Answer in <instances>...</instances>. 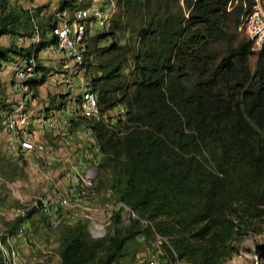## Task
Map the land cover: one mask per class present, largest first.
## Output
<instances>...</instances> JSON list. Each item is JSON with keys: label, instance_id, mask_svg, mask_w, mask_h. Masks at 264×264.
Masks as SVG:
<instances>
[{"label": "trees", "instance_id": "trees-1", "mask_svg": "<svg viewBox=\"0 0 264 264\" xmlns=\"http://www.w3.org/2000/svg\"><path fill=\"white\" fill-rule=\"evenodd\" d=\"M8 1L0 0V38H33L29 10L8 9ZM185 1L188 13L179 20L161 12L163 0H126L112 15L110 31L90 36L88 25V69L94 54L106 56L99 74L90 78L92 91L105 113L121 104L126 110L116 123L108 116L97 122L80 115L72 118V125L92 130V140L103 150L100 174L109 168L118 199L151 224L119 214L109 237L100 240L90 237L86 223L69 225L59 264H119L126 243L142 232L153 235V229L169 238L174 261L177 254L193 264H223L244 230L264 220V39L255 51V39L237 43L235 33L258 1ZM77 2L63 5L73 13ZM132 2L144 4L150 20L138 30L140 47L129 57L118 31L123 28L122 7ZM41 11V41L31 46L0 43V65L14 57L30 58L57 41V20L41 17ZM24 18L31 29L20 32L27 27ZM109 37V45L98 46ZM221 41L228 47L219 59L211 48ZM252 55H257L254 72ZM131 58L132 79L127 80L123 71ZM38 69H44L40 62ZM47 78L44 73L40 80H29L31 88L36 92L34 87ZM97 189L87 193L88 201L100 194H94ZM39 210L35 206L11 221L9 230L14 232ZM124 220L132 222L126 225ZM259 252L264 256V245Z\"/></svg>", "mask_w": 264, "mask_h": 264}, {"label": "rangeland", "instance_id": "rangeland-1", "mask_svg": "<svg viewBox=\"0 0 264 264\" xmlns=\"http://www.w3.org/2000/svg\"><path fill=\"white\" fill-rule=\"evenodd\" d=\"M90 1L91 0H82V3L88 4ZM125 1L126 0H122L121 5L119 4V0H102L101 2L104 3V8L114 9L113 14H115L119 12L121 6L125 5ZM257 1H258V5L255 8V10L259 8L264 17V0H257ZM32 2L36 3L37 5L36 7L38 10H40L39 7H44L42 8L43 11L46 7V6H42L41 2H36V0H30V1L9 0L7 4V8L8 9L17 8L18 10L21 11L27 10L29 8V5L32 4ZM235 3H238V1ZM45 5H51V3ZM143 5L144 4L132 2V4L129 7L127 6L125 8L122 7L123 10L121 11L120 18L123 28L121 31H118V35H119L118 40L122 44L127 45V47L129 48L130 50L129 57H131L132 53L136 51L138 47H140L138 30L143 25H147V22L150 20V16L148 15V12ZM65 7L71 8L70 6H65ZM81 7L85 9L86 5L84 6L82 5ZM187 8H188L187 2L185 0H163V7L161 12L165 13V16L167 12L171 13L174 15V17H176L177 20H179V18H181L183 15H187L188 13ZM232 8L233 6L229 4V11L232 10ZM53 9L54 8H52V10ZM252 17L253 14H251L248 18L241 19V22H239V25H237V29L235 30V33H237L236 42L238 43L244 38L246 39L253 38L255 39L254 47H258L259 50L262 41L264 39V33L263 36H254V33L252 32V29L250 27L252 25ZM112 23H113V19H111V22L107 26H100L99 24H95L94 26L91 27L88 26L89 32L88 31L87 32L90 36H95L98 33L110 31L112 28L111 27ZM26 24H27L26 27L27 29L23 27L20 32H24L27 31L28 29L29 30L31 29V26L27 21ZM57 34L60 35L59 27L57 30ZM15 39H16V43L20 45L24 44L26 40L35 44L32 41V38L26 39L22 37V34L18 35L15 38L13 36L2 37L0 38V43L5 46H10L13 43H15ZM111 42H112V38L109 37L105 40L100 41L98 43V46L100 47L104 45H109ZM227 47H228V42L221 41L212 44L211 49L217 53V56L220 59L226 53ZM92 48L93 45L91 44L90 49ZM43 49L44 48H42V50ZM105 60H106V56L100 58L96 54H94V57L92 58V63L90 65L89 75L87 76V79L89 81L91 77L99 74L98 71L100 70L99 65L101 63H104ZM12 63L13 60H5L2 61L0 65V209L5 212H12V210L15 208L13 214L14 220L22 217L26 212H28L30 209L34 208L35 206H39L40 210L39 212L35 213L31 219L29 218L28 220L21 222V224L14 232L10 231L7 228L0 227V229L6 232L8 231L12 234H17L18 232L22 233V231L26 229L27 231L26 234L21 235L20 238H18L17 242L15 240V246L19 249L20 255L23 258L28 259L29 264H41L42 262H43L42 264H59L60 251L62 248V235L65 228L69 225L78 224L79 222L82 221H78V222L63 221L62 225L60 224L58 227H54L52 226L49 218H47L44 215L43 211H41V204L40 202H38V200L40 198L54 194L55 191H57L56 188H59L61 191L65 190V193L68 192L67 190L70 187L69 185L65 184L63 181L64 174L67 171L65 169V164L63 162H60L59 160L64 157H71L74 159L81 158L80 156L82 151L79 145L81 146L82 144L85 145L88 142H91L92 137L90 139L85 138V133L88 127L84 126L83 124L81 126L82 129H79L78 127H76V125L73 124L69 127L68 129L69 131L67 130L70 136L72 137L71 139H73L72 142L71 139L69 140V138L64 135L65 134L64 129H60V134L57 133L54 134L53 132L51 134L49 131L46 132V130L48 129V128L46 129L47 127L46 125L40 128L43 129L44 131L42 132V134H39L38 138L36 139H38L40 144H43L46 147H48L49 150H51L55 154V157L57 159L54 160V163L52 165H46V166L44 165L46 168L42 173L41 172L39 173V171H37L34 168V166H32V162H33L32 159L31 160L28 159L29 160L28 161L26 157L18 156L15 155L14 153L9 152L7 148H5L4 146L6 141L5 138L6 135L4 134L3 131L4 129L3 115L5 116L4 113L5 111L7 113L8 111H11L12 109L15 108L14 107L11 110H8L10 107H8L9 105H7L8 99L13 98L14 95L16 94L14 90V81L17 79V75L15 72L16 69L12 65ZM40 64L44 67V69H40L42 72V74L40 73L41 77L44 73H46L48 77L49 72L53 70L54 67L57 65L55 62L46 58L45 59L42 58ZM130 65L131 66L127 70L123 71L124 73L123 75L124 77L127 78V80L132 79V71L134 67V61L132 58L130 59ZM256 65H257V55H252L250 57V67L253 72L256 69ZM41 77L38 78V80H40ZM78 85L79 84H77V87ZM34 88L37 92V98L39 99V101H43V102L50 101L51 103L49 104L50 105L49 107H51V105L52 107L55 106V103H57V99L60 94L59 95L55 94L56 96H54V93L57 92L58 89L54 88L53 85L50 84V77H48V80L47 82H45V84L40 85L38 88L36 87ZM120 95L121 94H119V96ZM79 103L82 102L79 101L78 104H75L72 111L74 110L75 113L74 111L73 113L77 116L82 115L83 117H85L82 111V107H80ZM124 109L126 110L123 104L118 105L116 108L107 110L106 113L104 112V117L107 118L108 116L111 118V123H116L119 117L125 113ZM39 111L44 113V110H39ZM47 112H50V110H47ZM63 113H65V111ZM72 133L79 135L78 138L80 141L75 140L74 135ZM81 135H83L84 137V142L83 139L81 138ZM68 143L71 144L69 145ZM61 145L65 146L67 150L60 151ZM73 148L76 149L73 150ZM101 162H99V164L96 166L97 169L98 168L100 169ZM99 169H98V177H100V179H99L98 189L94 191V194L100 192V194L97 196L99 197V200L96 201L93 200L90 203L93 205L94 215L102 219L103 209L108 205H110L112 203L111 201L113 200L123 201V200L118 199L117 192L115 191V188L112 185V172L110 171V169L105 168L101 170L102 171L101 174ZM47 171L50 172L49 176H47L46 174ZM33 172L41 176L43 180L42 181L38 180L37 177L31 174ZM67 211L71 212L69 210ZM137 214L141 217L139 213ZM141 218L143 220L149 221L143 217ZM4 221L6 220L2 219L3 226L5 225L7 226L8 224L5 223ZM131 222H132L131 220L123 221V223L126 225L130 224ZM114 223H116V219ZM141 224H143L144 226L150 225L149 223H143V222H141ZM23 227L24 229H22ZM112 230L113 229H109L108 235L111 233ZM153 230L155 231L153 235H149L142 232L138 234L134 239L129 240L125 245L122 256L118 260L119 264H152L154 261H157L158 264H193L185 259H180L177 256V254H176V260L174 261L170 257V253L168 252V248L174 251V248L169 238L160 235L155 229ZM244 231H246L245 234H243L239 239L233 242L235 252L233 253L232 257L226 260L223 264H264V256H262L261 253L259 252V246L264 245V220L253 221L250 227ZM27 240L30 242L28 243ZM19 242L20 244H18ZM0 255L2 256V253H0ZM2 259L4 260L3 256Z\"/></svg>", "mask_w": 264, "mask_h": 264}, {"label": "bare ground", "instance_id": "bare-ground-1", "mask_svg": "<svg viewBox=\"0 0 264 264\" xmlns=\"http://www.w3.org/2000/svg\"><path fill=\"white\" fill-rule=\"evenodd\" d=\"M72 1L73 0H71V2ZM90 4L89 8L87 6L88 9H81L78 7L76 9L74 7L76 10L73 13L72 9L67 8L64 5L56 8L52 12V16L57 20L58 27L60 29V36L55 43L44 48L43 52L48 56L52 53L54 57L62 55L63 58H65V68H67L68 71L58 74L55 80L59 81V76H63L65 74V81H73L75 85V92H73L74 98H71L72 100L71 102L69 101V104H67L68 106L66 107V110L70 112L71 103H73V109L75 104H78V102L81 101L84 103L85 110H91L90 117L98 122L105 119L104 110H102L98 101V96L92 91L91 83L87 79L89 69L87 65L88 61L85 56V51H87L88 45V25L95 22V20L90 17V11L95 10L96 1ZM28 10L34 30L32 41L34 43H39L41 41V30L38 24V9L35 5L31 4L29 5ZM62 22H64V27L66 29H63ZM76 26L80 27V34L79 31H77ZM65 40H69L70 44H66V46H64L63 43ZM15 66L18 68L17 79L15 80V87L17 90L15 91H18L20 94V99L19 101H16L18 103L14 109L8 111L7 113L5 112L4 120L7 138L6 148L9 152L14 153L15 155L26 157L27 160L32 159V166H34L39 173H42L44 172L46 165H52L54 160H57L55 154L49 150L48 147L40 144L36 137H28L29 146L24 145L23 127H27L28 121L34 118V120H36V126L38 128H42L46 125V123L52 122V115H54L59 123L60 129H64V135L70 140L72 137L70 136L68 129L72 125V118H76L77 115L74 114V110V113L72 111V116L58 114L57 112L59 111L53 112L49 116L45 115V113L41 111L34 114V110L32 111L30 104L35 100L36 92L31 88L29 80L33 79L39 71V57L33 54L30 58H21L17 61ZM23 72H30V74L22 81L21 73ZM77 84H79L78 87ZM21 108L23 113H21ZM7 133L10 137H7ZM91 137L92 130L88 128L85 133V138L90 139ZM72 140L73 139H71V142ZM92 141L85 145H79L82 151L80 156L81 158L74 159L71 157H64L59 160L65 164L67 172L64 174V177H62L64 183L69 185L70 188H68V192L66 193L65 190L61 191L59 188H56L57 191H55V193L53 192L54 194L38 200L42 206L44 215L49 218L52 226L54 227H58L60 224L62 225L63 221H82L83 223H86L88 232L91 235L90 237L95 240L107 237L109 229H113L115 219L119 214L124 218L127 217L129 219L139 220L140 222L151 224V222L143 220L137 214L135 209L125 201H111L112 203L103 209L102 219L94 215L93 205L87 200V193L96 188L99 184V168L97 169L96 166L102 160L103 150L98 143ZM13 142L15 143V147H13ZM68 144L70 145L71 143ZM75 149L76 148H73V150ZM46 174L49 176L50 172L47 171ZM96 200H99V197H94V201ZM67 210L71 212H68ZM22 229H24V227ZM26 232V229H24L22 233L18 232L17 234H12L8 231L6 232L0 229V253H2V256L4 257L5 261H3L5 264H29L28 259L23 258L20 255L19 249L15 246V240L17 242L18 238H20L21 235L26 234ZM29 242L30 241H28V243ZM18 244H20V242ZM152 264L158 263L157 261H154Z\"/></svg>", "mask_w": 264, "mask_h": 264}, {"label": "crops", "instance_id": "crops-1", "mask_svg": "<svg viewBox=\"0 0 264 264\" xmlns=\"http://www.w3.org/2000/svg\"><path fill=\"white\" fill-rule=\"evenodd\" d=\"M95 0H91L88 4H83L82 3V0H78V2H77V5H78V8H81V9H84V8H82L81 6L83 5H86V8L85 9H88L89 8V6L91 5L90 3H93ZM102 1V0H101ZM36 2H41L42 3V6H46L45 7V9H46V14H45V12H44V10L43 11H41V17H43V18H45V17H50V16H52V11L53 10H55L56 8H58V7H61V6H63V4L66 2V0H36ZM48 3H51V5H45V4H48ZM32 4L33 5H35V6H37L36 5V3L34 2H32ZM39 6V5H38ZM87 6H88V8H87ZM44 8V7H43ZM52 8H54L53 10H52ZM40 10H42V9H40ZM40 17V18H41ZM96 23L94 22L91 26H94ZM90 26V27H91ZM17 37V36H16ZM15 41H16V39H15ZM25 45H27V46H31V45H35V44H33L32 42H30V41H28V40H26L25 41V43H24ZM37 48V46H34V50ZM37 53H39V56H38V54ZM36 53V56L37 57H39V60H40V63H41V61H42V58H46V59H49V60H51V61H53V62H55V57H53V56H48V55H46L44 52H43V50L41 49V50H39L38 52ZM53 57V58H52ZM59 58V59H58ZM62 58V59H61ZM19 59H21V57H14V59H12L13 60V66L15 67V69L17 68L16 66H15V64L17 63V61H19ZM64 60V61H63ZM15 61V62H14ZM56 66H55V68L53 69V70H51L50 72H49V76L48 77H50V84L51 85H53L54 84V88H57L58 90H57V92H55L54 93V95L55 94H60L59 96H58V99H57V103H55V106H53L52 107V105H51V107H49L50 105V101H47V102H43V101H39V99L37 98V95H36V98H35V100L34 101H32V103L30 104V107H31V109H32V111L34 110V108H36L35 109V113H34V111H33V113L34 114H36L39 110H44V113L47 115V116H49V115H51V113L53 112V111H59V112H57L58 114H62V115H68V113H69V111L68 110H66V107L68 106L67 104H69L70 102H71V100L74 98V93L72 94V93H67V90H65V87L62 85V83L61 82H59V81H56L55 79L57 78V75L58 74H62L63 72H67L68 71V69L67 68H65L66 67V62H65V58H63V56L61 55V56H59V57H57V62H56ZM64 66H63V65ZM61 69H63V70H61ZM18 68L16 69V75H17V73H18ZM40 73L42 74V72L41 71H39L38 73H37V75H35L34 77H33V79L35 78V79H38V78H40L41 77V75H40ZM39 75H40V77H39ZM54 75V76H53ZM56 76V77H55ZM47 80H48V78H47ZM47 82V81H46ZM45 84V83H44ZM58 85V86H57ZM79 86V85H78ZM14 90H17L16 89V87H15V81H14ZM16 92V94L14 95V97L13 98H10V99H8V104L7 105H9L8 107H10L8 110H11L12 108H14L15 106H16V104L18 103V102H16V101H19V99H20V94L18 93V91H15ZM72 98V99H71ZM39 101V102H38ZM70 101V102H69ZM59 106V107H58ZM7 110V111H8ZM47 110H50V112H47ZM61 110V111H60ZM66 110V112L65 113H63L64 111ZM6 112V111H5ZM4 112V113H5ZM62 112V113H61ZM3 117H4V115H3ZM4 129H3V131H4V134L6 135V125H5V120H4ZM45 129V128H44ZM46 129H47V127H46ZM44 130L43 129H40V128H38L37 126H36V132H37V137L36 138H38V135L39 134H42V132H43ZM49 130L47 129L46 130V132H48ZM50 132V131H49ZM51 134H52V132H50ZM55 134V133H54ZM54 136V135H53ZM5 137V136H4ZM6 138V137H5ZM41 138V137H40ZM38 140V139H37ZM6 141H7V138H6ZM6 141H5V144H4V146H5V148H6ZM32 175H34L35 177H37L38 178V180H41L42 181V177L41 176H39L38 174H36V173H31ZM14 211H15V208L12 210V212H5V211H3V210H1L0 209V227H2V228H7V229H9V225H5V226H3V223H2V219H4V220H6V221H4L5 223H10L11 221H13L14 219ZM2 213V214H1ZM2 224V225H1Z\"/></svg>", "mask_w": 264, "mask_h": 264}, {"label": "built area", "instance_id": "built-area-1", "mask_svg": "<svg viewBox=\"0 0 264 264\" xmlns=\"http://www.w3.org/2000/svg\"><path fill=\"white\" fill-rule=\"evenodd\" d=\"M95 1H96V8H95V10L90 11V17L95 20L96 24H99L100 26H107L111 22V17L113 15L114 9L104 8V3H102L101 0H95ZM44 12L46 14V9H44ZM62 23H63V29H66L64 27V22H62ZM250 27L252 29V32L254 33V36H263V33H264V17H263V14L259 8H257L253 13L252 25ZM76 28L80 34V27L76 26ZM66 44H70L69 40L64 41L63 45L66 46ZM254 50L258 51V47H254ZM50 56H53L52 53H50ZM56 62H57V57H55V63ZM69 64H70V62H69ZM29 74H30V72L21 73L22 81L25 80L29 76ZM59 82H62V85L67 90V93L73 94V92H75V85H74L73 81H65V74L63 76H59ZM53 87H54V84H53ZM72 105H73V103H71V111L68 113V116H72ZM80 107H82V110H83V113L85 114V116H88L90 118L91 110H85L84 109V103H80ZM35 109L36 108H34V113H35ZM21 113H23L22 108H21ZM46 126L50 132L60 134L59 123H58L57 119L54 117V115H52V122L46 123ZM23 133H24V145L29 146L28 137H37L36 120H34V118L32 120L28 121L27 127H23ZM73 135H74L75 140H79V138H78L79 135H76V134H73ZM7 137H10L8 133H7ZM81 138L83 139V142H84L83 135H81ZM13 147H15L14 142H13ZM63 150H67V149L65 148V146L61 145L60 151H63ZM42 180H43V178H42ZM64 203H65V200H64Z\"/></svg>", "mask_w": 264, "mask_h": 264}]
</instances>
